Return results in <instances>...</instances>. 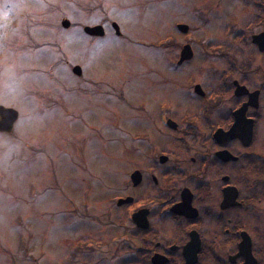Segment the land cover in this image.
Here are the masks:
<instances>
[{"label":"rangeland","instance_id":"374dc122","mask_svg":"<svg viewBox=\"0 0 264 264\" xmlns=\"http://www.w3.org/2000/svg\"><path fill=\"white\" fill-rule=\"evenodd\" d=\"M252 3L239 13L236 0H0V106L18 115L12 131L0 133V264L23 263L16 247L37 256L98 233L87 216L100 222L119 211L98 216L109 197L128 192L129 165L138 161L132 137L156 134L146 118L151 97L181 104L180 86L201 67L203 41H223L229 21L232 41L258 31L247 23L264 11ZM62 15L79 27L103 25L105 36L55 29ZM176 22L193 28L194 57L174 71L165 44ZM241 54L250 55V45Z\"/></svg>","mask_w":264,"mask_h":264},{"label":"flooded vegetation","instance_id":"af4514ba","mask_svg":"<svg viewBox=\"0 0 264 264\" xmlns=\"http://www.w3.org/2000/svg\"><path fill=\"white\" fill-rule=\"evenodd\" d=\"M236 1L243 4L239 13L252 7V2ZM263 4L264 0L255 2V11L262 13ZM253 19L247 27L257 25L258 31L249 37L250 55L241 54L242 37L232 41L235 26L229 21L223 27V41L201 44L202 64L184 78L181 104L151 97L154 109L146 118L153 122L156 134L132 137L138 140L132 147L138 161L129 165L123 185L128 192L109 197L101 207L104 212L97 214L104 218L114 206L119 211L100 222L91 220L96 214L87 216L97 223L98 233L78 236L67 246L60 242L58 251L37 256L27 247H16L13 252L21 255L23 263L14 264H36L41 258L44 264H243L244 258L238 256L242 236L249 238L251 255L260 264L264 228H259L257 212L264 207V51L251 43V37L264 32V16ZM113 24L106 25L120 36ZM180 24L175 23L176 36L165 44L171 50L166 54L168 66L174 71L194 57L193 28ZM55 25V29L78 28L89 38L106 33L102 27V36L91 35L85 31L88 25L79 27L64 15ZM186 46L192 56L179 63ZM75 75H81L80 69ZM89 82L97 84L94 78ZM241 109L245 119L252 121L250 142L245 146L238 138L227 142L223 138V144L217 143L215 132H228ZM224 152L228 160L218 158ZM135 172L140 177L136 185L131 181ZM224 195L230 197V206L221 207ZM191 235L197 238L198 248L195 260L187 263L183 251Z\"/></svg>","mask_w":264,"mask_h":264},{"label":"water","instance_id":"95a60500","mask_svg":"<svg viewBox=\"0 0 264 264\" xmlns=\"http://www.w3.org/2000/svg\"><path fill=\"white\" fill-rule=\"evenodd\" d=\"M66 25L67 23H63V26H66ZM113 27L115 31L118 32V28L115 24H113ZM178 28L182 32L186 31V28L183 26H179ZM85 31L91 35H96V36L103 35V28L101 26H95L93 28L87 27L85 28ZM251 43L257 46L259 51H264V32L259 33L258 35L252 36ZM191 56H192L191 49L188 46L184 47L180 53L179 63H181L183 60L190 59ZM73 73L78 74L79 73L78 68H74ZM243 109L239 110L241 112L237 111L235 113V115L240 114V117L238 116L236 117L235 124L232 126V128L228 132L226 133H222L221 131L215 132L214 139L216 140L217 143L222 142L223 144L224 142L223 138H225V142L233 138H238L245 146L250 142L251 135H252V121L245 119ZM16 119H17V112L15 110L0 106V132H3V133L11 132L13 128V124L16 121ZM237 131H240L239 133L242 135H240ZM217 156L218 158L222 160H228V155L225 152L219 153L217 154ZM139 178L140 177L137 172L131 175V181L133 182L134 185H136L139 182ZM122 202L123 201H119L118 203H122ZM124 202H127V201H124ZM230 204H232L230 203V197L227 195H224L223 201L221 203V207H227V206H230ZM196 241H197V238L196 237L194 238L193 235H191L190 242L184 248L183 255L187 263L193 262L195 260L196 251L198 248V241H197V245H195ZM239 255H241L244 258L243 264H257L256 260L251 255L250 241H249V238L246 236H242V240L239 243L238 256Z\"/></svg>","mask_w":264,"mask_h":264},{"label":"trees","instance_id":"16d2710c","mask_svg":"<svg viewBox=\"0 0 264 264\" xmlns=\"http://www.w3.org/2000/svg\"><path fill=\"white\" fill-rule=\"evenodd\" d=\"M239 43L241 44V50L243 51V48L245 46H247L248 43H249V38L247 40L242 39V41L240 40ZM232 50L233 51H236L237 50V47H232ZM259 240H264V239H259ZM262 246H263L262 249H264V243L262 244ZM258 258H259L260 264H264V256H260L259 255Z\"/></svg>","mask_w":264,"mask_h":264}]
</instances>
